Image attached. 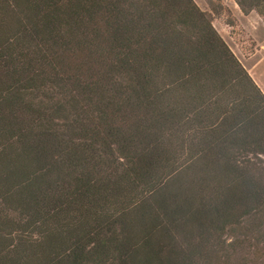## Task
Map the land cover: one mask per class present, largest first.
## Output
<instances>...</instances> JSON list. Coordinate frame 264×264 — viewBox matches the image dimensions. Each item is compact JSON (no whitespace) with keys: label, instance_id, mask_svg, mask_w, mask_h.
I'll use <instances>...</instances> for the list:
<instances>
[{"label":"trees","instance_id":"1","mask_svg":"<svg viewBox=\"0 0 264 264\" xmlns=\"http://www.w3.org/2000/svg\"><path fill=\"white\" fill-rule=\"evenodd\" d=\"M208 8L0 0V264H264V94Z\"/></svg>","mask_w":264,"mask_h":264},{"label":"rangeland","instance_id":"2","mask_svg":"<svg viewBox=\"0 0 264 264\" xmlns=\"http://www.w3.org/2000/svg\"><path fill=\"white\" fill-rule=\"evenodd\" d=\"M194 2L200 9L208 11V6L216 10L219 0H194ZM223 5L225 9L221 10V14L214 13L213 24L264 94V22L259 21L254 14L241 16L236 8L229 7L232 6L230 0ZM232 22L234 24L231 28L223 25Z\"/></svg>","mask_w":264,"mask_h":264},{"label":"crops","instance_id":"3","mask_svg":"<svg viewBox=\"0 0 264 264\" xmlns=\"http://www.w3.org/2000/svg\"><path fill=\"white\" fill-rule=\"evenodd\" d=\"M221 1V3L222 4H226L227 3V0H220ZM230 1H232V0H230ZM229 7H233V8H236L237 10H238V12H239V14L241 15V16H243V17H247L248 15H250V14H254L255 15V17L259 20V21H262L254 12H252V11H250L249 13H247V14H245V15H243L240 11H239V9L237 8V6L235 5V3L232 1V6L230 5ZM213 24V23H212ZM213 26H214V24H213ZM214 28L216 29V27L214 26ZM217 30V29H216ZM217 32L220 34V32H219V30H217ZM220 36L222 37V35L220 34ZM223 38V37H222ZM259 50H260V48H259Z\"/></svg>","mask_w":264,"mask_h":264}]
</instances>
